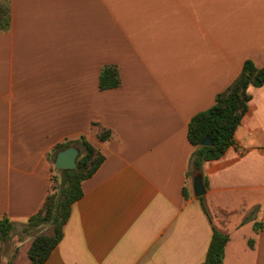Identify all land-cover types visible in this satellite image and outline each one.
<instances>
[{
	"label": "crops",
	"instance_id": "1",
	"mask_svg": "<svg viewBox=\"0 0 264 264\" xmlns=\"http://www.w3.org/2000/svg\"><path fill=\"white\" fill-rule=\"evenodd\" d=\"M7 1L0 219L38 227L25 228L62 181L57 145L80 154L82 137L104 157L43 264H201L213 228L229 237L224 264H264V83L221 157L194 171L187 138L245 60L264 68V0ZM105 64L117 87L99 89Z\"/></svg>",
	"mask_w": 264,
	"mask_h": 264
},
{
	"label": "trees",
	"instance_id": "2",
	"mask_svg": "<svg viewBox=\"0 0 264 264\" xmlns=\"http://www.w3.org/2000/svg\"><path fill=\"white\" fill-rule=\"evenodd\" d=\"M11 25V7L7 0H0V30H8ZM264 83V68L256 66L251 60H245L241 71L233 81L215 95L214 103L207 109L194 114L187 128V138L194 146L190 163L194 171L202 163L221 157L226 149L234 143V133L245 115L250 100L247 92L250 85L259 87ZM120 84L118 68L114 64H105L99 74V89H109ZM109 130L99 134V139L109 137ZM209 135L211 145H201L202 139ZM76 143L82 147L77 157L76 167L61 170L60 187L52 186L41 209L30 216L25 228L44 223L52 225V234L39 233L32 239L27 256L28 264H43L62 237V227L70 214L71 205L82 195L81 183L89 178L102 163L101 152L80 138ZM62 143L56 146L53 154L69 146ZM255 230L264 229V220L254 222ZM12 230V223L0 219V237L6 239ZM228 235L213 228L206 255L201 264H224V246ZM250 244V242H249Z\"/></svg>",
	"mask_w": 264,
	"mask_h": 264
},
{
	"label": "rangeland",
	"instance_id": "3",
	"mask_svg": "<svg viewBox=\"0 0 264 264\" xmlns=\"http://www.w3.org/2000/svg\"><path fill=\"white\" fill-rule=\"evenodd\" d=\"M55 186L58 188L60 184ZM39 233L52 234V225L48 222L28 231H24L21 225H15L6 239L0 237V264H28L30 241Z\"/></svg>",
	"mask_w": 264,
	"mask_h": 264
},
{
	"label": "water",
	"instance_id": "4",
	"mask_svg": "<svg viewBox=\"0 0 264 264\" xmlns=\"http://www.w3.org/2000/svg\"><path fill=\"white\" fill-rule=\"evenodd\" d=\"M211 143L212 141L209 135H206L201 141V145L203 146L211 145ZM78 155L79 148L74 145H69L55 153L53 166L56 170L73 169L77 165L76 160ZM192 188L195 196H202L205 193L201 175L198 174L193 177Z\"/></svg>",
	"mask_w": 264,
	"mask_h": 264
}]
</instances>
